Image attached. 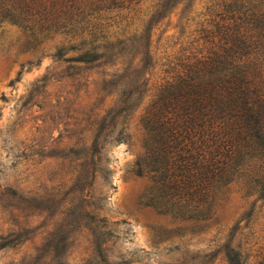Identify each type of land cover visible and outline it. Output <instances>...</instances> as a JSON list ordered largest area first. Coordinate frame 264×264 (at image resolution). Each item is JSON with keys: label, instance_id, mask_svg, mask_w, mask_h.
<instances>
[{"label": "rangeland", "instance_id": "rangeland-1", "mask_svg": "<svg viewBox=\"0 0 264 264\" xmlns=\"http://www.w3.org/2000/svg\"><path fill=\"white\" fill-rule=\"evenodd\" d=\"M156 2L102 13L104 33L110 41L140 35ZM206 13V0H182L153 25L151 83L175 57L199 49ZM30 40L21 27L0 25V264H85L97 219H105L99 226L106 223L113 263L229 264V245L250 264H264V198L247 196L242 184L204 216L197 210L183 219L170 203L168 212L149 204L153 183L134 167L146 152L142 118L152 96L134 95L112 123L125 106L117 89H100L136 50L86 68L66 61L76 52L58 54L70 44L65 35Z\"/></svg>", "mask_w": 264, "mask_h": 264}, {"label": "trees", "instance_id": "trees-1", "mask_svg": "<svg viewBox=\"0 0 264 264\" xmlns=\"http://www.w3.org/2000/svg\"><path fill=\"white\" fill-rule=\"evenodd\" d=\"M180 1L157 0L143 33L126 40H109L102 13L135 10L141 0H0V25L7 21L28 31L32 44L45 32L63 34L70 44L58 54L76 52L66 61L86 68L113 64L115 56L136 50L100 89L106 95L117 89L125 106L112 123L134 95L152 96L142 118L146 152L134 172L153 183L150 205L185 219L197 210L202 216L212 211L233 185L264 198V0H206L210 21L199 49L175 57L151 83L145 72L156 66L153 25ZM99 138L100 133L93 154L100 152ZM99 223L91 231L93 255L85 264H130L109 261V239L101 230L106 223ZM226 254L229 264H250L239 249L227 245Z\"/></svg>", "mask_w": 264, "mask_h": 264}]
</instances>
